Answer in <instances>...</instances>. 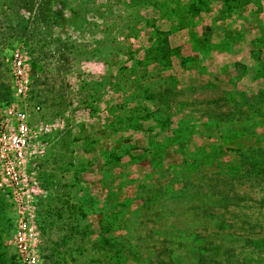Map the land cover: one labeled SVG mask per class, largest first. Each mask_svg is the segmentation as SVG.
I'll list each match as a JSON object with an SVG mask.
<instances>
[{
	"label": "rangeland",
	"instance_id": "rangeland-1",
	"mask_svg": "<svg viewBox=\"0 0 264 264\" xmlns=\"http://www.w3.org/2000/svg\"><path fill=\"white\" fill-rule=\"evenodd\" d=\"M7 1L0 83L11 85L12 99L0 100V122L9 126L0 135V255L14 264H47L52 255L102 264L104 228L111 239L128 234L142 187L154 183L162 191L145 218L154 219L157 241L169 239L168 259L185 261L197 232L235 244L263 235L264 177L232 179L241 197L215 205L212 217L192 206L202 187L188 181L236 176L233 149L264 144L220 132L247 122L264 132V101L243 95L264 89V0H204L189 17L170 1L158 11L146 0H65L63 17L36 23V11ZM20 16L30 20L21 37L9 30ZM9 106L28 114L25 145L16 143Z\"/></svg>",
	"mask_w": 264,
	"mask_h": 264
},
{
	"label": "trees",
	"instance_id": "trees-1",
	"mask_svg": "<svg viewBox=\"0 0 264 264\" xmlns=\"http://www.w3.org/2000/svg\"><path fill=\"white\" fill-rule=\"evenodd\" d=\"M150 4L155 2V8L162 11V6L168 4L169 1L173 3L174 8L172 10H177V14L180 13L181 9H185V17H189L190 14L193 15V9L196 8L197 11L202 10V6L205 4L204 0H186L187 2L181 0H146ZM167 2V3H165ZM8 5L12 10L13 3L10 0L7 1ZM15 3L19 8H25L26 10L32 12L36 11V21H47L51 14L55 17H63L66 1L58 0V8L53 9V0H16ZM169 6V5H168ZM204 10V9H203ZM179 16V15H178ZM182 15V18H184ZM20 20L17 23H12L9 27L13 29L17 36H22L27 34L30 20L25 16H20ZM185 20V18H184ZM18 31V32H17ZM11 32V30H10ZM25 38V37H24ZM23 40L25 41V39ZM146 90V89H145ZM244 97L248 100H262L264 101V89L259 90L257 93L248 94V92L243 91ZM12 99V88L9 83H0V100L10 101ZM259 113L263 115L262 108L258 109ZM252 112L254 110L252 109ZM245 111L243 112V114ZM233 116L229 115V121H233ZM244 117L242 116V122H244ZM221 122H218L220 124ZM225 129L228 133L226 134L223 129H220L222 136L226 135L227 138L235 140L238 137H246L249 139L255 138L256 141H264V132H258L254 124L243 123L242 125H229L227 123ZM260 135V137H258ZM226 138V137H225ZM235 138V139H234ZM258 138V139H257ZM254 140V141H255ZM222 149V147H221ZM223 150V149H222ZM232 150V149H231ZM237 153L240 155L239 161V174L232 175L231 173H218L216 177H207L204 184L192 181L189 182V186L202 187L201 191H195L193 197L198 201L196 205H192L195 209L203 210V213L212 217L214 215V206L220 205L223 207H229L234 204L236 200L239 199V193L236 192L233 183H230L232 179H240L244 175H255L264 177V144L256 145L253 144L245 147H237ZM220 150L216 151L218 154ZM242 172L244 174H242ZM162 186L159 184H147L141 189L139 196L140 203L134 209V219L131 223V228L128 234H119L114 239H111L109 235L107 236L108 229L103 230L102 238H104V243L101 246V251L103 255L102 264H264V233L259 237H246L245 239H238L239 244H235L231 239L227 242L226 235H222L220 241H216L212 233H201L197 232L196 238L191 239V241L186 245L187 254L186 259L183 262H177L173 258L166 257L167 252L170 249L169 239H159L154 238V219L145 218V210L151 203L156 204L159 200L156 195L158 192L162 191ZM244 196L242 195V200ZM136 200V199H135ZM138 200V199H137ZM194 201V199H193ZM123 205L126 203L122 202ZM148 216V215H147ZM116 219V215H113ZM152 224V225H151ZM221 228L226 227L222 224L218 225ZM119 228V227H118ZM208 228L206 226L205 230ZM192 229L191 226H181L178 229L179 232L188 231ZM113 230V229H112ZM193 232V231H192ZM213 236V237H212ZM179 245H184V243L179 242ZM74 250V248H71ZM112 251V258H108V252ZM74 252V251H72ZM79 252H83L79 249ZM72 254V253H71ZM82 254V253H81ZM80 254V255H81ZM255 255V256H254ZM78 255L72 254V261L78 263ZM49 260V258H48ZM111 260V261H110ZM110 261V263H109ZM0 264H14L10 263L4 255H0ZM47 264H72L70 259L66 257L60 258L59 260L53 259V255L49 263ZM88 264V263H87Z\"/></svg>",
	"mask_w": 264,
	"mask_h": 264
},
{
	"label": "built area",
	"instance_id": "built-area-1",
	"mask_svg": "<svg viewBox=\"0 0 264 264\" xmlns=\"http://www.w3.org/2000/svg\"><path fill=\"white\" fill-rule=\"evenodd\" d=\"M14 61H15V68H16V72L18 75H23V71H24V66H25V57H24V53L21 49H17L16 52L14 53ZM8 110H10L11 112H13L15 118L17 119V126L19 129V134L15 137L16 143L18 146L20 145H25L26 143V137H27V131H28V114L26 111L21 110V109H16L13 106H9L7 107ZM0 114H4V112L2 110H0ZM1 123V132L0 135L4 136L3 139H5V137H7V133H8V124L5 121L0 122ZM5 144H6V140H4ZM10 163L12 165H10L8 167V174L14 178L15 180H18L19 177L15 171V166L14 163L12 161H10Z\"/></svg>",
	"mask_w": 264,
	"mask_h": 264
}]
</instances>
